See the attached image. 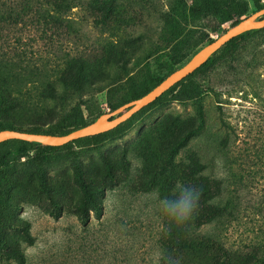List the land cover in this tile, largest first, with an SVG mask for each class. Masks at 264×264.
Returning <instances> with one entry per match:
<instances>
[{"label":"rangeland","instance_id":"obj_1","mask_svg":"<svg viewBox=\"0 0 264 264\" xmlns=\"http://www.w3.org/2000/svg\"><path fill=\"white\" fill-rule=\"evenodd\" d=\"M110 1L73 0L70 23L5 28L7 56L51 77L67 55L99 54L116 37L138 40L126 68L108 66L82 88L60 86L51 116L22 121L72 123L74 108L91 121L231 26L225 22L210 39L186 46L176 63L177 39L163 46L161 35L175 0H115L109 28L101 30L90 8ZM248 7L251 14L264 0H248ZM32 77L20 105L37 103ZM195 84L199 96L152 107L120 137L71 145L48 159L31 151L12 160L0 195V264H264V29ZM198 163L204 169L192 177ZM177 182L199 189L205 201L181 225L161 213L157 199Z\"/></svg>","mask_w":264,"mask_h":264},{"label":"trees","instance_id":"obj_2","mask_svg":"<svg viewBox=\"0 0 264 264\" xmlns=\"http://www.w3.org/2000/svg\"><path fill=\"white\" fill-rule=\"evenodd\" d=\"M115 4V0H113L105 6L97 7V10H94L93 6L90 8L92 20L96 27L101 30L109 28L108 22L115 9ZM74 6L73 0H0V129L10 128L22 131L63 134L84 126L94 119L91 121L86 120L82 112L75 108L73 109L75 120L72 123L56 124L49 119L48 124L55 125L46 128L44 123H26L22 120L35 116L42 118L44 114L45 116H51L53 109L50 108V105L59 94L60 86L82 88L90 77L102 75L108 66L118 65L126 68L130 55L138 47V40L133 36L116 37L108 40L100 53L96 55L80 53L63 57L54 77L44 71H39L37 67H28L21 58L14 60L12 57L7 56L1 43L7 36L4 33L5 28L29 23L43 25L70 23L69 15ZM248 14V0H175L174 5L167 12L168 18L161 30V35L166 40L163 46H167L170 36L177 39L172 45L179 52L178 56L174 53L176 57L174 61L176 63L181 62L184 54H186V46H197L198 43L210 39V33L216 32L223 23L229 22L232 26ZM261 29H264V27L246 31L229 40L193 73L110 130L80 137L61 146L43 145L21 139H8L0 142V195L8 184L5 167L14 159L27 156L31 151H35L36 155H40V159H48L51 153L65 150L71 145L83 146L120 137L133 125L137 117L152 107L167 100H183L199 96L201 91L195 84L196 76L213 69L224 59L234 54L252 33ZM66 34H69V31ZM32 76L38 78L37 85L34 84L37 88V103L30 104L31 106L20 105L19 103H22L21 96L26 94V92H23V88L26 82L33 78ZM128 78L133 79V75H129ZM153 86H145L140 91H132L130 99L113 104L111 106L112 110L144 95ZM203 169L204 165L198 163L191 167L190 175L200 177ZM204 202L202 200L198 203L199 211L204 208ZM101 213V208L97 207L96 216L100 217ZM60 214V210L54 211L56 217ZM25 234L27 242L31 243L32 239L28 231Z\"/></svg>","mask_w":264,"mask_h":264},{"label":"water","instance_id":"obj_3","mask_svg":"<svg viewBox=\"0 0 264 264\" xmlns=\"http://www.w3.org/2000/svg\"><path fill=\"white\" fill-rule=\"evenodd\" d=\"M263 27L264 7L242 17L237 23L202 45L182 65L167 74L144 95L132 99L116 109L101 113L90 123L63 134L22 131L10 128L0 129V142L8 139H21L43 145L61 146L80 137L91 136L110 130L153 102L186 76L193 73L229 40L246 31Z\"/></svg>","mask_w":264,"mask_h":264},{"label":"clouds","instance_id":"obj_4","mask_svg":"<svg viewBox=\"0 0 264 264\" xmlns=\"http://www.w3.org/2000/svg\"><path fill=\"white\" fill-rule=\"evenodd\" d=\"M157 199L161 213L170 222L181 225L192 217L200 199V191L194 186L177 182L170 195L161 197L157 193Z\"/></svg>","mask_w":264,"mask_h":264}]
</instances>
